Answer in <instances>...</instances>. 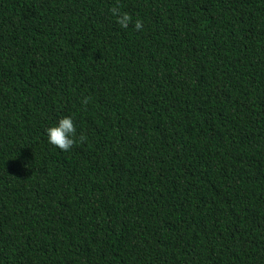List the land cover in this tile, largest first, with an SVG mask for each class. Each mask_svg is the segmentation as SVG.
I'll list each match as a JSON object with an SVG mask.
<instances>
[{
    "label": "trees",
    "instance_id": "trees-1",
    "mask_svg": "<svg viewBox=\"0 0 264 264\" xmlns=\"http://www.w3.org/2000/svg\"><path fill=\"white\" fill-rule=\"evenodd\" d=\"M0 264H264V0H0Z\"/></svg>",
    "mask_w": 264,
    "mask_h": 264
},
{
    "label": "clouds",
    "instance_id": "clouds-1",
    "mask_svg": "<svg viewBox=\"0 0 264 264\" xmlns=\"http://www.w3.org/2000/svg\"><path fill=\"white\" fill-rule=\"evenodd\" d=\"M110 11L120 28L128 29L133 26L138 32L143 30V21L139 18L133 20L130 14L122 12L119 3L114 5ZM89 100V97H85L83 103L87 105ZM46 134L49 144L63 152H70L77 143L83 144L87 140L85 135L82 133L78 134L76 123L72 116L62 117L56 125L46 129Z\"/></svg>",
    "mask_w": 264,
    "mask_h": 264
}]
</instances>
